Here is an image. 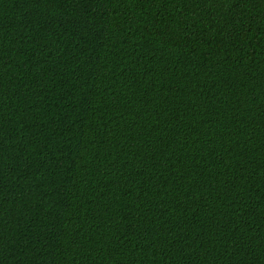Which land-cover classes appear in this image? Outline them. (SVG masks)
<instances>
[{
  "label": "trees",
  "instance_id": "1",
  "mask_svg": "<svg viewBox=\"0 0 264 264\" xmlns=\"http://www.w3.org/2000/svg\"><path fill=\"white\" fill-rule=\"evenodd\" d=\"M0 264H264V0H0Z\"/></svg>",
  "mask_w": 264,
  "mask_h": 264
}]
</instances>
